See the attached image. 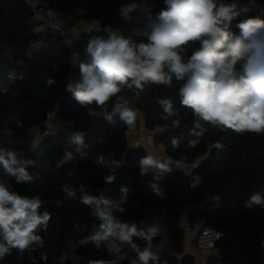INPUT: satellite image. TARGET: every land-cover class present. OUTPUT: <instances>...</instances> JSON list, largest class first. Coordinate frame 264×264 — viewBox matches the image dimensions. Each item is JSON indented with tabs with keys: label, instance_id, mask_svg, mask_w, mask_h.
Wrapping results in <instances>:
<instances>
[{
	"label": "trees",
	"instance_id": "1",
	"mask_svg": "<svg viewBox=\"0 0 264 264\" xmlns=\"http://www.w3.org/2000/svg\"><path fill=\"white\" fill-rule=\"evenodd\" d=\"M142 1L147 12L135 10L127 20L119 15L121 5ZM238 1L241 0H235ZM250 1L254 8L232 21L234 33L238 34L236 24L240 20L257 16L264 19V0ZM40 3L56 15L71 16L73 27L80 22H94L100 30L84 32L69 44L56 32L37 28L40 25L33 18L27 0H0V149L35 161L28 169L34 177L32 183L17 184L2 169L0 181L11 185L21 196L39 195L43 202L41 210L51 215L47 230L37 232L42 245L35 244L22 255L13 249L0 258V264H73L69 258L71 247L80 257V264L115 259L106 249L97 250L91 242L80 244L100 223L80 203L81 186L89 195L98 196L103 191L107 198L119 199L122 185L132 189L123 205L126 211L115 213L122 221L144 227L148 217L155 213L163 218L174 254L165 248H155L163 240L161 234L152 242V250L159 259L196 264L193 256H175L184 252L186 230L181 226V215L190 208L187 219L191 229H197L199 224L200 228L210 225L224 233L215 248L219 256H210L207 264H264V208L244 207L254 191L264 192V132L237 133L200 121L206 129L201 132L195 127L197 117L192 110L180 103L178 90L185 81L175 77L168 85L147 84L139 95L135 88H125L119 95L128 98L129 106L136 111L134 124L129 128L137 129L142 119L147 130L156 131L154 145L162 146L171 159L189 165L197 163L191 172L170 167V171L156 180L152 173L141 176L139 172V160L151 152L143 146L129 147L126 131L95 113L101 108L95 104L81 106L66 90L68 83L80 80L79 64L88 61L85 48L90 39L107 40L110 32L115 31L125 38L131 36L137 43L142 39L146 42L136 32L143 31L156 19L165 7L164 0H40ZM184 47L186 51L182 55L187 59L199 47V42H190ZM243 63H237L238 71L243 70ZM115 99L107 105L109 112ZM165 99L171 101L177 113L167 119L159 103ZM52 111L66 123L68 131L49 130L33 147L31 130L41 127L46 132L48 114ZM175 120L179 121L176 126ZM76 131L85 133L87 147L82 151L87 156L83 158L71 143V134ZM173 138L177 140L175 147ZM65 151L72 152L75 159L57 167ZM100 153L121 161V166L114 171L98 166L94 159ZM110 174L116 179L106 184L104 177ZM195 177L201 178L199 184H195ZM151 183L159 185L163 196L151 190ZM65 184L76 191L75 197L69 198L61 190ZM77 225H82L84 230L79 231ZM135 242L141 249L145 246L143 240ZM128 255L135 257L133 252ZM119 264H130V260Z\"/></svg>",
	"mask_w": 264,
	"mask_h": 264
},
{
	"label": "clouds",
	"instance_id": "2",
	"mask_svg": "<svg viewBox=\"0 0 264 264\" xmlns=\"http://www.w3.org/2000/svg\"><path fill=\"white\" fill-rule=\"evenodd\" d=\"M162 8L143 31L136 35L145 37L137 43L131 36L125 38L115 31L110 32L107 40L97 37L90 39L85 52L88 61L79 64L80 80L68 83L66 90L84 107L95 104L104 112V119L115 125L117 120L132 126L136 111L125 96L119 95L123 89L139 92L147 84H171L173 77L185 81L179 88L180 103L192 110L197 120L195 127L205 131L200 121L222 130L231 129L237 133L264 132V19L248 17L236 24L238 34L231 31L232 21L242 12L235 0L225 3L224 0H164ZM135 2L121 5L119 15L127 20L130 13L137 10ZM80 13L81 10L77 9ZM199 42V47L185 59V45ZM244 61L243 70L236 65ZM115 97L111 111L108 103ZM165 119L176 115L170 100H160ZM118 118V119H117ZM179 124L178 120L173 125ZM200 133H197L199 135ZM71 143L76 145V152L86 157L87 147L85 133L73 132ZM173 147L177 140L173 138ZM220 147L219 144L216 145ZM74 155L65 151L57 167L73 161ZM94 163L116 169L121 166L111 156L97 154ZM141 176L152 173L158 180L160 175L171 170L165 163L157 160L152 154H146L139 160ZM32 159L19 156L14 151L0 149V169L17 184L32 183L34 177L28 171L34 166ZM72 175L71 172L68 173ZM114 174L104 177L106 184L115 181ZM151 190L163 196L157 183L150 184ZM67 197L73 198L76 191L67 184L61 187ZM119 199L107 198L103 191L98 196L84 192L80 203L90 209L92 217L100 221L94 226L92 234L80 241V244L91 242L97 250L106 249L112 260H89L88 264H119L125 259L130 264H153L159 257L152 250L153 239L162 234L158 223L139 227L136 222H124L115 213L123 214L126 209L129 193L132 189L122 185ZM216 199H219L217 197ZM264 208V192L254 191L245 202L244 207ZM43 202L39 195L21 196L13 187L0 181V258L10 254L13 249L21 255L33 245H42L37 234L47 230L51 215L41 210ZM143 223V222H141ZM143 240V249L135 242ZM127 249V251H125ZM135 253L129 258L128 253Z\"/></svg>",
	"mask_w": 264,
	"mask_h": 264
},
{
	"label": "built area",
	"instance_id": "3",
	"mask_svg": "<svg viewBox=\"0 0 264 264\" xmlns=\"http://www.w3.org/2000/svg\"><path fill=\"white\" fill-rule=\"evenodd\" d=\"M31 8L33 10V18L39 23L42 30H50L56 32L59 36L63 37L66 41L70 36L71 30L73 28V19L69 15H56L51 11L46 10V6L44 3L32 4ZM86 24L84 22H80L78 25ZM97 30H100L97 25ZM99 115H104L103 110H97L95 112ZM50 119L55 117V111H52L48 114ZM156 133V131L154 132ZM189 166V169H188ZM197 166V163H193L191 165L186 164L181 161H174L173 168L180 171H193V169ZM194 232L196 236V247L203 253H208L216 248V244L219 239L224 235L223 231L210 226L205 225L199 228L196 231L186 232V236L190 237V235ZM153 264V262H152ZM156 264H175L167 259H159Z\"/></svg>",
	"mask_w": 264,
	"mask_h": 264
},
{
	"label": "rangeland",
	"instance_id": "4",
	"mask_svg": "<svg viewBox=\"0 0 264 264\" xmlns=\"http://www.w3.org/2000/svg\"><path fill=\"white\" fill-rule=\"evenodd\" d=\"M241 8H247L249 10L253 9V3L250 0H241L237 2ZM139 7L137 8L140 12H147L148 8L144 1L140 2ZM248 12V11H246ZM81 25V24H80ZM84 25V24H83ZM85 28L90 29L91 27L89 25H84ZM38 26V29L40 30L41 27ZM73 36L76 37V35L73 34ZM73 37V38H75ZM67 42H69V38L67 39ZM46 132L41 129V127L33 128L30 132L31 135V144L33 147H36L40 141L42 140L43 136L47 134L49 130H62V131H68L67 125L64 121L57 119L56 117L50 119L46 123ZM153 131H149L144 127L143 121L141 119L139 123V127L137 129L129 128L126 130V137L128 140L129 147H137V146H143L146 149H148L154 158L160 157L164 151L161 146H155L153 143ZM189 169V166H188ZM189 171V170H187ZM196 179V178H195ZM195 184H197L195 180ZM77 229L79 231L84 230V227L82 225H77ZM69 258L73 262V264H80L81 259L80 257L74 252L73 248L71 247L69 250Z\"/></svg>",
	"mask_w": 264,
	"mask_h": 264
},
{
	"label": "crops",
	"instance_id": "5",
	"mask_svg": "<svg viewBox=\"0 0 264 264\" xmlns=\"http://www.w3.org/2000/svg\"><path fill=\"white\" fill-rule=\"evenodd\" d=\"M27 1L31 5L40 3V0H27ZM84 25H76L72 28L70 36H69V44H72L76 40H78L82 33L97 29L96 28L97 24L94 22L86 24V25H89L91 27L90 29L85 28ZM73 34L76 35V37L73 36ZM73 37H75V38H73ZM163 151H164V148H163ZM156 159L165 163L168 167H173L174 160L171 159L165 153V151L160 157H157ZM195 178H196L195 180H196L197 184H199L201 182V178L200 177H195ZM189 210H190V208L185 209L181 215V226L183 229L186 230V232L193 231V229L190 228L189 223H188V219H187V214H188ZM153 223H158L159 226L161 227V229L163 230L162 231L163 240L155 248H157V249L165 248L170 253L174 254V252L172 251V249L169 245V242H168V234H167V230H166V227L164 224V220L160 214L155 213V214L149 216L148 219L146 220V222L144 223V227H145V225L151 226ZM199 228H200V224L198 225L197 229H195L194 231L198 230ZM183 245H184V252L182 254H176L175 253V256L178 258H182L183 256H186V255L193 256L196 259V264H207V260L210 256H212V255L219 256L217 250H213V251L208 252V253H203L200 250H198L196 247V236H195L194 232L190 235V237H188V236L185 237Z\"/></svg>",
	"mask_w": 264,
	"mask_h": 264
},
{
	"label": "water",
	"instance_id": "6",
	"mask_svg": "<svg viewBox=\"0 0 264 264\" xmlns=\"http://www.w3.org/2000/svg\"><path fill=\"white\" fill-rule=\"evenodd\" d=\"M115 126L120 128V129H123L125 131L129 129V126H127L126 124H124L123 122H121L119 120H117Z\"/></svg>",
	"mask_w": 264,
	"mask_h": 264
}]
</instances>
